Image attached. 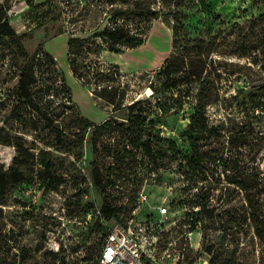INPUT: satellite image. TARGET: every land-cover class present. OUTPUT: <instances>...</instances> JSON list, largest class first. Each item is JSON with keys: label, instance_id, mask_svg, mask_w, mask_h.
Listing matches in <instances>:
<instances>
[{"label": "rangeland", "instance_id": "obj_1", "mask_svg": "<svg viewBox=\"0 0 264 264\" xmlns=\"http://www.w3.org/2000/svg\"><path fill=\"white\" fill-rule=\"evenodd\" d=\"M35 1H51L53 7L45 10L40 25L26 0H0L17 36L0 38V140L13 143L0 142V160L8 169L19 155L18 162L26 163L21 171L28 174L4 206L7 228L15 237L2 249L8 263L97 264L106 241L103 234L117 224L100 215L102 198L90 175L93 159L106 165L110 159L103 158L102 144L93 152L92 128L72 136L79 131L78 123H84L77 113L88 123L100 124L111 117L127 121L128 106L135 100H143L149 120L166 107V121L147 127L188 148L182 132L192 115L204 109L212 125H224L220 141L225 151L264 174V0ZM118 9L121 13L115 15ZM145 9L163 10L159 21L170 30L138 15ZM115 19L140 35L156 22L148 44L127 54L101 50L93 35L114 25ZM73 38L80 40L70 46ZM169 52L182 65L179 77L186 76V69L194 76L178 88L156 92L151 85L163 81L160 70L138 68L157 67ZM47 53L55 67L46 62ZM25 66L29 75L34 71L36 83L30 88L32 96L22 100ZM112 86L118 89L116 104L99 92ZM59 123L70 133L65 142L54 136ZM49 159L55 162L56 177L63 179L57 190L45 189L36 175ZM173 165L146 180L135 196L128 193L119 201L121 218L134 217L138 224L149 220L158 225L159 207L169 208L166 228L158 233L157 258L182 250V264H210L213 253L219 264H264V243L239 216L240 195L227 206V227L207 223L204 230H188L183 181ZM141 192L148 195L147 202L137 200Z\"/></svg>", "mask_w": 264, "mask_h": 264}, {"label": "trees", "instance_id": "obj_2", "mask_svg": "<svg viewBox=\"0 0 264 264\" xmlns=\"http://www.w3.org/2000/svg\"><path fill=\"white\" fill-rule=\"evenodd\" d=\"M110 1L111 3L127 2V0ZM26 3L37 25L45 20V16L47 17V15L44 16L45 10L53 8L51 1L37 3L35 0H26ZM120 13L119 9L115 11V15ZM163 14L165 13L161 9L138 11V15L153 20H159ZM261 16L264 17V13ZM113 23L114 25L106 26L93 35L98 38L101 50L107 48L112 52H124L126 49L141 46L146 43L152 28L151 25L144 34L140 35L131 33L126 27L116 23V19ZM1 37L16 38L17 36L6 11L0 8ZM79 40L80 38H73L70 46H74ZM174 44L173 38V48ZM171 53L158 68L161 76L164 77L163 81L158 86L151 85L156 92H167L172 88H178L183 83H189V78L194 76V73L186 69V76L179 77L178 73L183 68L179 60L172 59ZM45 58L50 66L55 67V60L51 55L48 54ZM23 68L20 79L21 96H19L22 100L25 99L26 94L32 96L30 88L36 83L34 71L29 75L27 66ZM197 74L202 75V70ZM31 78L34 80L32 81ZM63 86H58V88H63ZM116 88L102 87L99 92L112 104H116L115 97L118 91ZM108 92H114L113 96H106ZM56 93H58L57 90ZM70 98L67 100L68 103L72 101ZM142 101L135 100L128 106L127 121L122 122L111 117L103 123L91 124L77 113V119L84 123H78L79 131L72 136L75 137L81 131L92 128L90 143L93 152L97 150L99 144H102L103 151H105L103 158L110 159L107 165L103 164L99 158L93 159L90 164L92 185L102 198L99 213L104 220H114L117 224L127 226L132 217L128 221L121 218L122 207L119 201L128 193H133L131 196H135L146 180L158 176L163 170L172 169L173 164L176 163L177 173L183 181L180 187L181 202L188 206L189 210L184 219V224L189 231L204 230L207 223H219L227 227L230 219L224 220L223 218L225 213H228L227 206L235 200L237 195H240L243 206L239 209L241 210L239 216L242 222L247 223L264 243V174L261 170L241 164L234 159L232 154L225 151L220 141L224 136V125H212L205 110L199 109L192 115L190 123L182 132L190 144L188 148L183 147L158 132L153 133L152 129L147 127L148 123L155 125L166 121L168 112L166 107H162L160 112L155 113L153 119L149 120L142 107ZM161 106L159 103L160 108ZM55 127L57 130L54 136L61 142H65L70 133L61 127L60 123ZM0 142L13 145L11 141L0 140ZM18 158L19 155L14 157L8 169L0 160V264H11L6 261L7 258L2 249L4 245L15 240L14 232L7 228L4 206L7 205L11 193L19 185L28 181V174L21 171V166L26 163L18 162ZM36 175L42 179L45 189L49 190L59 189L63 180L61 177H56L55 162L50 159L45 169L37 171ZM223 177L226 179L224 180ZM111 229L109 228L103 236L107 237ZM98 260L99 257L97 263ZM210 264H219L214 253Z\"/></svg>", "mask_w": 264, "mask_h": 264}, {"label": "built area", "instance_id": "obj_3", "mask_svg": "<svg viewBox=\"0 0 264 264\" xmlns=\"http://www.w3.org/2000/svg\"><path fill=\"white\" fill-rule=\"evenodd\" d=\"M141 203L148 201V195L141 192ZM170 213L167 206L159 207L158 225L152 221L136 223L134 217L128 225L116 224L106 237L103 251L97 264H182L183 251L168 252V258L160 260L156 256L158 233L166 227L165 218ZM192 232H190L191 234Z\"/></svg>", "mask_w": 264, "mask_h": 264}, {"label": "crops", "instance_id": "obj_4", "mask_svg": "<svg viewBox=\"0 0 264 264\" xmlns=\"http://www.w3.org/2000/svg\"><path fill=\"white\" fill-rule=\"evenodd\" d=\"M156 22H159L158 24H160V26L163 28V27H167L163 22H161V21H159V20H156ZM156 22H154V24L152 25V28H151V30H150V33H149V36H148V39H147V41H146V43H144L143 45H141V46H138V47H142V46H144V45H147L148 44V41H149V38H150V36H151V31H152V29H153V27L155 26V23ZM169 30H170V28L169 27H167ZM138 47H135V48H132V49H126L123 53L124 54H127V53H130V52H132L133 51V49H136V48H138ZM172 48H173V35H172ZM168 53V52H167ZM170 53V52H169ZM166 57H167V55H165V57H164V59H163V61L157 66V67H154V68H149V64H145V67H141V68H138V70H152V69H158V68H160L161 67V65L163 64V62H164V60L166 59ZM138 66V65H137Z\"/></svg>", "mask_w": 264, "mask_h": 264}, {"label": "water", "instance_id": "obj_5", "mask_svg": "<svg viewBox=\"0 0 264 264\" xmlns=\"http://www.w3.org/2000/svg\"><path fill=\"white\" fill-rule=\"evenodd\" d=\"M151 88H153V86H151Z\"/></svg>", "mask_w": 264, "mask_h": 264}]
</instances>
